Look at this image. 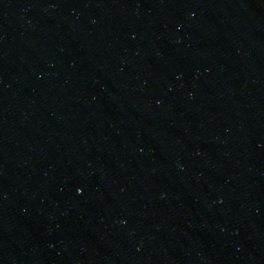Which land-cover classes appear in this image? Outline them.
<instances>
[{
    "label": "water",
    "instance_id": "95a60500",
    "mask_svg": "<svg viewBox=\"0 0 264 264\" xmlns=\"http://www.w3.org/2000/svg\"><path fill=\"white\" fill-rule=\"evenodd\" d=\"M0 264H264V0H0Z\"/></svg>",
    "mask_w": 264,
    "mask_h": 264
}]
</instances>
